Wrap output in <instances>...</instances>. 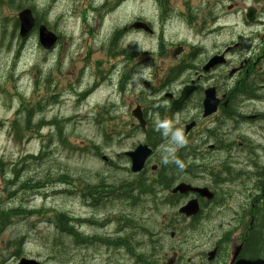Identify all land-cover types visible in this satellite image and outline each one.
<instances>
[{
  "label": "rangeland",
  "instance_id": "374dc122",
  "mask_svg": "<svg viewBox=\"0 0 264 264\" xmlns=\"http://www.w3.org/2000/svg\"><path fill=\"white\" fill-rule=\"evenodd\" d=\"M194 1L197 3L193 4ZM183 2L185 9L180 7L179 11L194 14L192 30L180 22L164 25L156 20L157 12L152 0H132L124 1L118 10L104 17L100 36L103 41H107L113 32L124 30L134 12L137 17L152 23L154 35L141 33L134 38L140 57L134 63L133 55L128 62L133 69L148 50L160 45L161 41L166 43L167 49L184 42L191 51L204 57L207 51H221L225 45L236 42L238 37L258 36L264 31V7L259 17L263 25L258 28L245 27L240 16L226 13L233 3L239 13L247 7H253L252 0ZM84 3V0H0V164L2 176L6 180H9L10 170L21 171L19 176L25 184L26 193V200L21 202L16 201L20 200V196L7 199L9 181L12 182L13 178L7 182V193L2 191L1 186L0 200H3L5 207L3 219H12V222L3 233L0 232V246L12 247L15 240L21 239L22 255L45 264H51V253L55 259L52 264H77L82 254L87 257V264H134L135 259L144 264H154L157 257L172 252L176 246L169 238L171 224L164 219L169 215L168 208L163 210L160 207L157 216L150 199L135 196L128 200L130 209L116 204L106 208L101 205L93 207L87 201V196L83 197L80 192L82 189L95 191L102 182L116 186L123 178L130 181L132 177L128 174L126 158L122 153L141 143L139 133L127 127L130 122L121 127L126 133L117 135L116 125H121L124 111L109 113L105 98L92 97L86 103L82 99ZM23 6L58 35L59 42L54 50L42 51L36 32L25 40L18 37L15 25L18 12L15 11L21 10ZM211 17L217 18L216 25L208 22ZM213 30H217V33H209ZM128 35L127 42L131 45L132 33ZM157 58L154 66L162 63L161 60L157 62ZM171 64L174 63L169 60ZM146 72L145 67L141 73ZM48 101L50 104H47ZM27 103L42 104L43 113L37 116L39 108L26 111ZM29 117H32V121L26 128ZM179 118L173 117V122L177 124ZM126 121L127 117L123 123ZM38 124L42 126L39 128ZM156 124L160 126L158 119ZM171 132L173 139L180 142L176 131ZM169 144L170 140L165 137L163 147L157 154H165ZM41 153L46 154L45 159L35 160L34 157L38 158ZM64 178L68 179L67 182ZM26 180L36 185L24 182ZM17 203L22 211L34 215L15 216L12 209H16ZM171 213H176V210ZM57 214L78 221L77 225L73 222L72 225L77 226V231L83 236L91 238H107L122 228L124 232L115 236L129 242L133 252L113 251L102 244H88L85 250L79 246L70 249L71 240L65 234L55 233L54 226L66 230L67 221V217H61L58 225ZM128 220L139 226L134 237H131L130 230L135 228L126 225ZM97 226H101L102 230H95ZM162 227L166 229V234L161 232ZM191 236L188 235L186 242ZM180 247L186 264L190 257L187 252L190 246L185 243ZM9 252L14 253L15 250L10 249ZM258 260H261V256Z\"/></svg>",
  "mask_w": 264,
  "mask_h": 264
},
{
  "label": "flooded vegetation",
  "instance_id": "af4514ba",
  "mask_svg": "<svg viewBox=\"0 0 264 264\" xmlns=\"http://www.w3.org/2000/svg\"><path fill=\"white\" fill-rule=\"evenodd\" d=\"M195 3L197 1L193 2ZM232 5L229 7L230 13L240 16L243 26L257 28L258 25H263L258 16L261 15L264 0L253 2L251 8L255 11V17L252 24L246 23L245 11L248 8L239 13L235 3ZM97 17L98 14L95 13L96 28L100 24V19ZM176 20L184 26H192L187 25L182 19ZM216 21V17H211L208 22L216 25ZM132 34L135 36L137 32L133 31ZM122 39V34L116 31L112 46L116 48ZM241 42L246 43L245 48L241 47ZM160 46L165 47L163 44L155 46L149 52V56L157 55L160 58L166 56L167 60H162L161 65L166 66L172 78L178 73L176 80L165 94L169 103L168 113L167 116L164 115V119L170 120L174 126L173 117H180L177 123L179 130L175 133L179 135L180 142L173 139L171 132L173 129L166 131L155 123L159 107L149 103L150 123L147 125L150 126V140L156 148L163 147L165 137L170 140V144L166 150L164 147L163 155H158L153 146L149 167L141 177V182L146 181L156 189L166 190L164 196L183 202L180 206L195 199L200 214L189 219L177 215H169L168 218L187 225L203 222L210 228V223L219 218L202 212L210 211L214 202L201 199L193 193L184 196L178 194L171 196L169 193L178 185H188L197 190L217 193L230 189L242 191L241 197L246 200V205L241 211L236 212L235 218L238 223L232 230L224 231L221 238H217L221 234L212 229L195 231L191 233V239L185 242L190 246L188 250L195 254L194 260L197 264H230L231 260L228 261L227 257L228 250H233L237 245L242 244L247 229L250 228V233L256 231L261 235V212L253 222L249 210L253 209L255 202H258L260 207L261 204L264 205V31L251 39H237L236 43L230 42L226 47L234 48L227 54H223L224 51L218 53L219 51L214 49L207 54L208 57H199L196 51L190 52L185 44H181L177 49L182 52L183 57L174 66H169L171 52L164 54V49ZM171 49L166 48V50ZM214 56L222 57L220 63L206 70L208 61ZM86 59L88 61L85 64L92 63L88 56ZM96 66L98 67V63L95 64V68ZM131 73L132 70L127 66L125 69H116L115 74H119L120 77L114 87L117 88L118 85L120 87L122 83L128 88L131 87V77L128 76ZM137 74V69L134 67L135 79ZM185 90L187 96L184 103H180L178 108L172 110L173 104L180 101ZM207 91H212V94ZM145 193L146 190L124 180L116 186L101 185L95 191L88 193L86 199L93 207L101 205L106 208L108 205L116 204L130 209L128 200L134 199L133 196L141 198ZM148 199L154 207V212H158L162 201L153 192L148 193ZM137 201L140 202L138 199ZM137 201L133 200V202ZM246 216V219L251 221L248 227L240 223V219ZM72 222L76 225L78 223L67 217L65 237L71 238L75 245L98 243L97 238L84 239ZM126 225L135 228L130 230L131 237H134L139 226L132 220L126 221ZM97 229L102 230V227L97 226L95 230ZM123 232V229L119 228L116 234ZM115 235L102 238L100 241L113 251L127 249L133 252L129 242ZM170 235L171 239H174L175 234ZM170 260L172 264H181L180 256L174 251L169 255L165 254L163 258L155 259L160 264H166ZM187 262H191L190 257L187 258Z\"/></svg>",
  "mask_w": 264,
  "mask_h": 264
},
{
  "label": "water",
  "instance_id": "95a60500",
  "mask_svg": "<svg viewBox=\"0 0 264 264\" xmlns=\"http://www.w3.org/2000/svg\"><path fill=\"white\" fill-rule=\"evenodd\" d=\"M19 20H20V36L24 37L32 29L35 21L31 13L27 10L19 14ZM45 29H46L45 27H40L39 40H40V44L45 49H49L51 47L52 39L50 40L48 39L49 35L46 34ZM128 156L132 161L131 170L133 172H139L148 156V151L146 150V148H138L133 153L128 154ZM26 263L32 264L31 262H26Z\"/></svg>",
  "mask_w": 264,
  "mask_h": 264
},
{
  "label": "trees",
  "instance_id": "16d2710c",
  "mask_svg": "<svg viewBox=\"0 0 264 264\" xmlns=\"http://www.w3.org/2000/svg\"><path fill=\"white\" fill-rule=\"evenodd\" d=\"M61 222V218H58V225ZM261 237L258 232H255L251 235L249 239L248 247L245 251L244 264H264V205L261 204ZM61 234H65V230L59 228ZM261 250V251H260ZM261 256V260L258 258ZM249 261V262H247Z\"/></svg>",
  "mask_w": 264,
  "mask_h": 264
},
{
  "label": "bare ground",
  "instance_id": "6f19581e",
  "mask_svg": "<svg viewBox=\"0 0 264 264\" xmlns=\"http://www.w3.org/2000/svg\"><path fill=\"white\" fill-rule=\"evenodd\" d=\"M196 16V15H195ZM34 21H35V24H36V26H37V28L38 27H44L45 25H43L42 24V21L39 19V18H37V17H35L34 16ZM55 34V33H54ZM55 36L57 37L58 35L57 34H55ZM57 39H58V42H59V37H57ZM256 232V231H255ZM255 232H251V235L253 234V233H255ZM259 237H261V235L259 236ZM261 251V250H260ZM249 262V261H248ZM242 263L244 264V258L242 259Z\"/></svg>",
  "mask_w": 264,
  "mask_h": 264
}]
</instances>
